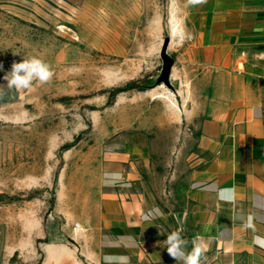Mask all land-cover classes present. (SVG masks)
<instances>
[{"label": "rangeland", "instance_id": "obj_1", "mask_svg": "<svg viewBox=\"0 0 264 264\" xmlns=\"http://www.w3.org/2000/svg\"><path fill=\"white\" fill-rule=\"evenodd\" d=\"M186 5L0 0V264H94L93 193L112 162H134L153 192L171 191L151 200L178 207L188 168L170 161L167 144L193 126V116L175 117L195 106L196 73L181 55ZM33 56L50 65L52 79L9 88L12 64ZM161 115L179 121L160 133ZM159 137L165 147H152Z\"/></svg>", "mask_w": 264, "mask_h": 264}, {"label": "crops", "instance_id": "obj_2", "mask_svg": "<svg viewBox=\"0 0 264 264\" xmlns=\"http://www.w3.org/2000/svg\"><path fill=\"white\" fill-rule=\"evenodd\" d=\"M188 24L181 55L196 73L195 106L175 117L193 116V126L167 144L170 161L188 168L180 204L153 202L150 196L169 198L171 191L153 192L134 162L105 166L89 227L94 264H183L164 243L181 228L185 251L193 238L203 239L201 264H264V0H207L189 6ZM175 120L161 115L159 132Z\"/></svg>", "mask_w": 264, "mask_h": 264}, {"label": "clouds", "instance_id": "obj_3", "mask_svg": "<svg viewBox=\"0 0 264 264\" xmlns=\"http://www.w3.org/2000/svg\"><path fill=\"white\" fill-rule=\"evenodd\" d=\"M207 0H187L186 6H197L206 3ZM177 43H182L185 39L183 33H176ZM2 67V66H0ZM54 75L49 64L38 57L24 58L21 62H14L11 71L4 76L9 88L17 90H27L33 86L34 81L40 84L49 82ZM251 220V218H249ZM249 226H251L249 224ZM183 229L175 230L167 235L164 241L167 252L174 260H180L183 264H201L206 245L199 236L191 241V251H185L188 241L183 238Z\"/></svg>", "mask_w": 264, "mask_h": 264}, {"label": "water", "instance_id": "obj_4", "mask_svg": "<svg viewBox=\"0 0 264 264\" xmlns=\"http://www.w3.org/2000/svg\"><path fill=\"white\" fill-rule=\"evenodd\" d=\"M169 41H170V38H169V37H166V38H165L164 45H163V49H162V56L165 57L167 61H170V60H171V59L166 55V51H167V47H168Z\"/></svg>", "mask_w": 264, "mask_h": 264}]
</instances>
